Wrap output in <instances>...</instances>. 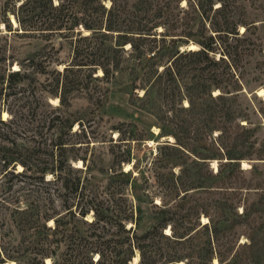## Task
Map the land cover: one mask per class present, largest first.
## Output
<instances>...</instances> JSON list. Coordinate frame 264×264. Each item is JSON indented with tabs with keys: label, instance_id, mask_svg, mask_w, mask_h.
I'll use <instances>...</instances> for the list:
<instances>
[{
	"label": "trees",
	"instance_id": "16d2710c",
	"mask_svg": "<svg viewBox=\"0 0 264 264\" xmlns=\"http://www.w3.org/2000/svg\"><path fill=\"white\" fill-rule=\"evenodd\" d=\"M3 5L9 31L55 34L71 48L68 63L56 60L49 68L29 56L27 64L8 71L10 84L44 74L42 91L68 107L74 90L88 91L90 99L96 92L101 101L108 88L91 82L124 73L131 82L129 102L154 118V139L164 140L148 150L141 189L154 222L140 233L128 226L140 218L127 192L135 165L130 143L143 136L134 122L114 126L126 154L110 148L112 166L103 186L67 163L61 136L49 153L56 157L50 166L28 165L19 151L4 154L2 167L13 170L0 197V264H264V96L251 111L239 101L246 65L262 50L240 0ZM7 13L14 15V28ZM190 44L196 48L187 49ZM6 122L13 116L0 119ZM64 122L68 132L74 122L81 125ZM125 163L133 167L123 170ZM23 177L39 186L21 197L12 180Z\"/></svg>",
	"mask_w": 264,
	"mask_h": 264
},
{
	"label": "rangeland",
	"instance_id": "374dc122",
	"mask_svg": "<svg viewBox=\"0 0 264 264\" xmlns=\"http://www.w3.org/2000/svg\"><path fill=\"white\" fill-rule=\"evenodd\" d=\"M4 1L0 0V119L6 121L10 116H13V122L10 124L6 122L5 125L0 123V197L3 196V187L8 184V178L11 176L10 171L13 170L9 166L7 170L10 171L6 173L7 171L2 167L3 155L7 152L14 154L19 151L20 156L28 165H41L47 161L50 166L56 157L50 156L49 153L54 148L55 138L58 136H61L64 146L63 158L74 169L80 170L78 175L82 178L90 175L95 185H105L113 160L110 148L112 147L117 154H126L125 146L122 144L117 146L119 140L114 126L120 121L134 122L143 136L137 143H130V155L132 163H135L134 167L132 164L127 167V163H125L122 168L128 171L133 167L134 177L127 192L134 205L140 208V218L138 224L129 223L128 226H132L138 233L148 229L154 219L151 203L141 189L142 176L149 158L148 150L153 149L164 138L155 141L154 137L158 130L152 126L154 118L146 111L141 110L137 103L135 105L131 101L129 102L131 82L128 76L119 73L107 83L92 81V84L97 83L108 88L106 97L101 98V101L95 98L98 96L96 92L90 99L87 95L88 91L74 90L69 95L71 99L68 107L60 106L57 98L42 91L41 86L45 84L46 78L44 74L34 73L30 77L32 80L14 81L10 84L7 80L8 71L17 69L19 62L27 64L26 60L29 56L33 55L39 58L49 68V66H54L56 60L68 63L71 57V48L67 40L55 34L45 37L39 34H21L22 30H19V34H16L14 30L9 31L2 22L4 20ZM240 2L245 7L248 20L257 26V36L262 50L251 57L246 65L244 88L239 96L241 106H248L251 111L252 107L257 106L258 99L264 96V0H240ZM11 4L12 2L9 3V7ZM7 15L12 28H14L17 25L14 15L11 13H7ZM242 30L240 28V31ZM62 67L63 65H60V68ZM28 71L31 72L30 67ZM260 89L263 91L259 92ZM55 115H59L61 120H56ZM65 118L79 120L81 125L78 126L74 122L72 130L68 132L65 127ZM256 119L258 118L253 115V120L256 121ZM170 139L172 138L170 137ZM4 144L11 148L10 151H3ZM82 159L85 163L82 162ZM259 166L261 167L260 164ZM244 167H250V164L246 163ZM22 169L21 165L16 164L14 171L20 172ZM29 172L26 171V174L28 175ZM33 174L36 173L33 172ZM46 177L52 178L50 174H47ZM21 180H12L15 188H20L21 197L25 190L36 189L39 186L35 179L23 177ZM59 183L60 181L55 182L57 185ZM62 192L64 191L62 190ZM90 218L91 215L88 216V219ZM12 236L14 237V235ZM11 263L15 264L13 261L6 262V264ZM50 263V260L43 261V264Z\"/></svg>",
	"mask_w": 264,
	"mask_h": 264
},
{
	"label": "water",
	"instance_id": "95a60500",
	"mask_svg": "<svg viewBox=\"0 0 264 264\" xmlns=\"http://www.w3.org/2000/svg\"><path fill=\"white\" fill-rule=\"evenodd\" d=\"M186 48L187 49H193V48H196V46L195 45H188V46H186ZM182 49H184V48H182ZM181 49V50H182ZM171 140V139H170ZM243 166V165H242ZM244 167V166H243Z\"/></svg>",
	"mask_w": 264,
	"mask_h": 264
},
{
	"label": "bare ground",
	"instance_id": "6f19581e",
	"mask_svg": "<svg viewBox=\"0 0 264 264\" xmlns=\"http://www.w3.org/2000/svg\"><path fill=\"white\" fill-rule=\"evenodd\" d=\"M262 91H263L262 89L259 90V92H262ZM129 165H130V164H127L126 166L128 167ZM242 165L244 166V165H246V163L243 162ZM127 167H126V168H127ZM203 221H204V220H203ZM167 231H168V230H167ZM48 260H49V259H46V261H48ZM11 264H12V263H11Z\"/></svg>",
	"mask_w": 264,
	"mask_h": 264
}]
</instances>
